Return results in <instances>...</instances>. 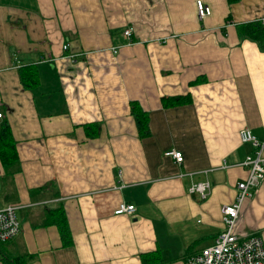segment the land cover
<instances>
[{"label": "crops", "instance_id": "1", "mask_svg": "<svg viewBox=\"0 0 264 264\" xmlns=\"http://www.w3.org/2000/svg\"><path fill=\"white\" fill-rule=\"evenodd\" d=\"M197 1L0 0V126L20 162L11 175L0 160V209L18 205L20 222L0 264H184L215 242L255 155L239 133L264 142V39L242 29L264 26V0H202L204 19ZM29 65L32 89L20 77ZM132 101L149 114L146 137ZM206 180L207 199L189 192ZM121 203L135 213L117 215ZM60 205L70 248L49 218ZM235 233L264 240V181Z\"/></svg>", "mask_w": 264, "mask_h": 264}, {"label": "built area", "instance_id": "2", "mask_svg": "<svg viewBox=\"0 0 264 264\" xmlns=\"http://www.w3.org/2000/svg\"><path fill=\"white\" fill-rule=\"evenodd\" d=\"M197 9L200 19L211 14L210 8L202 0L197 1ZM132 33L133 28L129 27L125 29L124 36L130 40ZM67 49L68 45H65L64 50ZM239 135L242 143L251 144L255 149V155L248 156L243 162V165L250 168L249 175L237 184L235 202L222 207L224 227L215 242L189 255L184 264H264V240L260 237L240 238L235 233L244 202L255 197L260 183L264 181V142L259 140L250 129H242ZM165 155L172 157L179 164L184 161L182 153L176 150H169ZM189 192L205 200L211 194V183L208 180L193 183ZM18 209L19 206L15 204L0 209V242L6 243L19 234ZM135 211L134 205L121 203L115 213L133 215Z\"/></svg>", "mask_w": 264, "mask_h": 264}, {"label": "trees", "instance_id": "3", "mask_svg": "<svg viewBox=\"0 0 264 264\" xmlns=\"http://www.w3.org/2000/svg\"><path fill=\"white\" fill-rule=\"evenodd\" d=\"M247 28H252V31L248 35L253 39H264L263 25L256 24L248 27H242V29ZM20 77L23 85L27 87V89L35 88L39 84V70L36 66L29 65L21 67ZM190 102L191 98L189 95L167 97L163 99V104L166 107ZM130 110L131 114L136 119L140 137H146L149 134V114L143 110L137 101H132L130 103ZM86 127L88 128V126ZM0 160L6 174L12 175L18 172L20 164L19 154L17 151L16 141L13 137L11 127L8 122H4L0 126ZM49 218L50 222L58 227L63 246L70 248L73 245V237L64 207L60 205L58 208L51 210ZM20 259L22 260L20 264H28V262L31 260V257H28L27 259L17 258V260ZM142 259L145 264H155L160 261V258L156 255H143ZM15 262L17 264V261Z\"/></svg>", "mask_w": 264, "mask_h": 264}, {"label": "bare ground", "instance_id": "4", "mask_svg": "<svg viewBox=\"0 0 264 264\" xmlns=\"http://www.w3.org/2000/svg\"><path fill=\"white\" fill-rule=\"evenodd\" d=\"M249 167V166H248Z\"/></svg>", "mask_w": 264, "mask_h": 264}]
</instances>
